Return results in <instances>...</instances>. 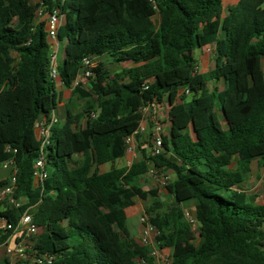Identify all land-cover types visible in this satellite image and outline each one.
I'll list each match as a JSON object with an SVG mask.
<instances>
[{"label":"trees","instance_id":"1","mask_svg":"<svg viewBox=\"0 0 264 264\" xmlns=\"http://www.w3.org/2000/svg\"><path fill=\"white\" fill-rule=\"evenodd\" d=\"M39 8L64 15L57 79ZM211 45L214 68L199 71L195 52ZM103 55L127 66L110 75L99 60L92 98L74 84L84 59ZM263 58L264 0H239L224 16L223 0H0V164L13 162L14 195L24 202H0V214L15 225L34 208V251L55 264H157L127 224L140 199L171 264H264V204L242 188L254 162L264 167ZM58 81L85 106L53 125L42 151L35 123L58 114ZM154 99L172 107L163 154L139 148L131 166L101 173L125 156L140 108ZM41 156L48 177L36 185ZM150 162L174 174L166 210L160 191L144 188ZM190 200L198 233L182 208Z\"/></svg>","mask_w":264,"mask_h":264},{"label":"built area","instance_id":"2","mask_svg":"<svg viewBox=\"0 0 264 264\" xmlns=\"http://www.w3.org/2000/svg\"><path fill=\"white\" fill-rule=\"evenodd\" d=\"M36 18L46 23L47 39L51 47L52 76L57 79V59L59 53L58 32L63 23L64 15L59 8H55L52 12H46L43 8H39L36 13ZM97 63L91 58H85L83 61V70L80 74L81 78L77 79L74 85H81L84 88H88L91 79L94 77L93 69L97 66ZM188 93L189 92L185 90L181 91L180 95ZM167 105L169 104L166 100L160 103L154 99L140 108L139 125L137 129L124 140L126 147V154L124 157L127 158L128 167L137 159L139 148L147 147L153 156L163 154L164 138L167 133L163 121V113ZM91 116L95 118L96 113H93ZM58 120V114H53L48 119L36 121L35 130L37 138L41 143L42 151L49 144L51 129ZM141 136H144L149 142L147 141L148 143L144 144L141 143ZM12 164V161H8L0 164V166L7 169L11 168ZM47 177L48 172L45 167V158L41 156L34 165V183L40 185ZM169 180L168 175L163 174L161 177L162 186L165 187ZM15 190L16 176L15 171H13L8 177V182L0 189V202H6L9 207L19 209L24 202L15 197ZM31 209L32 208H28L24 211L15 225L9 222L8 218L0 214V237L6 236L4 244L6 245V258L8 264H55L53 257L48 255H37L34 251L40 228L34 222ZM185 215L193 229L198 227L195 216L190 213H185ZM140 225V244L150 247L151 255L156 259L159 252L162 251L157 246L156 241L159 233L157 229L151 225L150 218L145 212L140 219Z\"/></svg>","mask_w":264,"mask_h":264},{"label":"rangeland","instance_id":"3","mask_svg":"<svg viewBox=\"0 0 264 264\" xmlns=\"http://www.w3.org/2000/svg\"><path fill=\"white\" fill-rule=\"evenodd\" d=\"M152 24H157V22H155V20L153 19L151 21ZM61 53H63V51L61 50ZM99 60L105 62V68L107 69V71L110 73V75L115 74L116 72H119L121 70L122 67L127 66V65H123L121 63H117L114 61H109L110 57H108L107 55H103L101 57H99L98 59L95 60V62L97 63ZM214 68V59H209L208 63L205 65H201L198 61V70L199 71H207L209 69ZM93 97H95V94L93 93L92 87H88L85 88ZM193 98L192 94H189L186 96L185 100L186 101H191ZM67 103V102H66ZM85 106V100L81 99L79 96H75L73 94V90H72V94L70 97V100L67 103V106H62L59 110H58V118L60 120H64L67 116V111L71 110V112L76 115V114H80L82 112L83 107ZM83 123H85V120L83 121ZM149 140H145L143 139L142 143H148ZM139 153V152H138ZM138 157L136 160H138ZM135 160V161H136ZM127 159L118 161L114 167L116 168H123V167H127ZM112 168V166L109 164L105 167H103L102 171H107L110 170ZM155 166L153 165L152 162H150V169L154 170ZM12 169L11 168H3L2 166H0V182L6 180L10 175H11ZM174 176H170L171 179H173ZM159 178V177H158ZM143 184H144V188L146 190H152V189H158L160 191V200L162 202L163 205V210H166L167 208H170L172 205H174L175 200L174 197L169 194L167 192V190L163 187L161 188V182L159 181V179H157L153 174L149 173L145 176V178L143 179ZM242 188L244 190H246L248 193L253 194V195H257V203L258 204H264V169L260 168L257 166V164L254 162L252 165V170L251 172L245 177L244 182L242 183ZM149 206L148 202H144L140 199L136 200V204L135 207H133V209L129 210V215L127 218V224L130 228L131 231L134 232L133 236L135 241H137L138 243L141 242V234L139 232V226L140 225V219L143 215V213L145 212V209ZM141 229V227H140ZM198 228L195 229V232L198 233ZM122 237H124V235H122ZM198 237V235H197ZM199 238L196 239V244H199ZM172 258H171V253L168 251H160L159 254L156 256V263L157 264H171Z\"/></svg>","mask_w":264,"mask_h":264},{"label":"crops","instance_id":"4","mask_svg":"<svg viewBox=\"0 0 264 264\" xmlns=\"http://www.w3.org/2000/svg\"><path fill=\"white\" fill-rule=\"evenodd\" d=\"M238 1L239 0H223V16L226 15L228 9L230 7H232V6H235L238 3ZM213 51H214V45H211L210 48L207 49V50H197L195 52V56L197 57V59H198V61H199V63L201 65H205V64L208 63L209 59H214V54H213L214 52ZM63 58H64V52L61 53V51L59 50L57 61L58 60H62ZM111 61L112 60H110V62ZM262 66H263V70H264V58L262 60ZM209 70H211V69H209ZM209 70H207V71H209ZM79 78H81V75L78 77V79ZM56 88H57V91L62 94V100L59 103V108H58V110H59L62 106H67V103L70 100V97H71V94H72V89L65 87L59 81L56 83ZM171 108L172 107L170 105H167V107H166V109H165V111L163 113V121L165 123V128L167 130V133L165 134V137H168L169 130H170V127H171ZM143 149H145L148 153H150V151H149V149L147 147H145ZM126 159L127 158L123 157V158L117 160L113 165L112 164H110V165L113 167L118 161H121V160H124L125 161ZM107 165H109V163L108 164H105V165H102L100 167V172L101 173H104V172L109 171V170L102 171L103 170V167H105ZM234 165H235V163H234ZM149 173L153 174L157 179H159L160 182H161V177L164 174V173L161 172L160 169H157V168H154V170H151L150 169ZM167 175H168L169 179H171L170 176H174V174L171 171H168L167 172ZM0 180H2V179H0ZM161 188H163L162 184H161ZM135 204H136V202H135ZM133 207H135V205ZM133 207L130 208V209H133ZM182 208H183V210H184L185 213H190L191 215L195 216V212H196V201L195 200L187 201V202H185V203L182 204ZM33 210H34V208L31 209V213H32ZM129 210H128V215H129ZM140 227L141 226H139V232H140ZM196 228H198V227H196ZM131 233H132V236H133L134 232L131 231ZM133 238H134V236H133ZM4 242L2 244H0V264H8V261H7V258H6V245L4 244Z\"/></svg>","mask_w":264,"mask_h":264}]
</instances>
